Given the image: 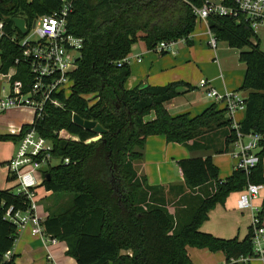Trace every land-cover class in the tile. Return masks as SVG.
<instances>
[{
  "label": "trees",
  "instance_id": "16d2710c",
  "mask_svg": "<svg viewBox=\"0 0 264 264\" xmlns=\"http://www.w3.org/2000/svg\"><path fill=\"white\" fill-rule=\"evenodd\" d=\"M205 0H73L67 27L82 38L80 56L70 72L72 80L67 97L60 95L62 108L44 106L43 119L22 125L19 134H0V141L17 142L32 127L53 147L60 161L43 170L41 186L51 194L50 200L70 196V204L59 211L47 209L45 230L66 244V255L77 264H193L186 247L223 251L224 264H248L238 259L253 256L252 229L246 236L219 238L199 230L208 211L248 183L264 184V148L259 161L247 174L234 169L219 179L211 153L227 152L242 134L264 132V51L255 31L242 17L214 15L207 18L208 29L217 41L241 50L238 59L245 65L240 90L244 98V117L237 121L226 114L221 102H212L200 113L171 115L165 103L180 95V89H193L187 82L173 81L164 85L137 84L126 88L130 67L117 62L129 55L131 46L142 41L152 49L159 42L177 40L195 28L192 6ZM226 6L233 0H221ZM60 0H0V19L4 35L0 38L1 71L14 65L21 52L11 36L23 34L15 28L13 17H22L27 26L40 15L51 13ZM254 40L256 42H254ZM14 79L21 91L30 84L26 63L19 62ZM92 95L86 99L85 96ZM154 113V118L145 117ZM96 121L105 131L95 136L72 122V114ZM64 129L58 137L55 131ZM224 137L222 146L211 144L205 155L178 160L183 177L173 212L162 186L149 185L139 175L136 163L143 159L145 138L163 135L167 142L189 144L203 149L201 142L212 134ZM188 145V144H187ZM69 162L64 163L63 159ZM7 181L13 178L7 175ZM212 190L195 194L199 187ZM13 187L0 189V264H16L14 255L4 258L18 236L16 225L4 218L6 210L26 209L29 200ZM173 186L168 191L172 192ZM259 225L264 226V197L257 210Z\"/></svg>",
  "mask_w": 264,
  "mask_h": 264
},
{
  "label": "built area",
  "instance_id": "2783aa9c",
  "mask_svg": "<svg viewBox=\"0 0 264 264\" xmlns=\"http://www.w3.org/2000/svg\"><path fill=\"white\" fill-rule=\"evenodd\" d=\"M72 2L73 0H60V6L56 10L38 16L30 26L25 22L26 32L21 33L23 34L21 38L10 37L11 41L18 44L21 54L14 59V65L9 66L6 71H1L0 55V77L8 84L6 89L2 88L0 94V112L10 108H29L33 113L30 123L33 126L43 119L45 105L62 108L60 95L67 97L70 93L72 80L69 74L76 66L83 41L81 37L69 32L67 27ZM192 12L196 19L195 23L197 20L207 22L209 16L230 15L242 17L256 31L264 23V0H233L230 6L224 5L221 0H205L200 6H192ZM3 35L4 22L0 19V38ZM178 40L184 38L161 41L152 49L159 54L174 53ZM216 43V37L209 31L208 46L214 50ZM21 61L26 63L30 75V84L25 91H21L20 80L14 79L17 74L16 65ZM125 61V58L121 59L117 65L120 66ZM198 88L207 98L223 103L227 116L232 118L237 129L235 116L237 112L245 110L244 98L233 90L219 92L208 81L199 82ZM55 134L58 137L66 135L64 129L55 131ZM263 148L264 132L242 134L237 129L233 150L230 152L234 159V168L248 174L258 163V153ZM52 150V144L32 127L17 141L14 154L5 163L7 175L13 178L14 192L24 194L29 204L23 210L14 211L9 207L4 218L16 225L18 234L27 230L31 236L39 237L47 245H54L59 241L45 230L44 221L47 216L42 208L39 209L38 201L43 178L41 169L53 165L54 160L60 161L59 157L53 155ZM63 162L68 163L69 159L64 158ZM43 192L47 193L45 189ZM263 194V183H248L239 196L238 206L241 210L253 212L250 222L253 253L254 257H260L264 261V226L259 225L257 217L259 208L253 203V200ZM10 256L11 250L6 251L4 258L9 259ZM250 257H240L238 260L247 263ZM48 264L63 263L52 260Z\"/></svg>",
  "mask_w": 264,
  "mask_h": 264
},
{
  "label": "crops",
  "instance_id": "0c3cea01",
  "mask_svg": "<svg viewBox=\"0 0 264 264\" xmlns=\"http://www.w3.org/2000/svg\"><path fill=\"white\" fill-rule=\"evenodd\" d=\"M259 30L262 36L264 34V23L260 25ZM255 33L260 44L258 31H255ZM208 37V24L201 21L198 24L195 23L194 30L187 36L188 42L186 39L176 42L174 53L159 54L154 52L153 49L146 48L142 41L134 43L131 46L129 55L125 57V62L130 67V75L125 82V87L132 88L137 84L164 85L173 81L187 82L193 89L181 88L180 95L165 103V107L171 115L184 112L195 115L200 113L210 103L215 102L207 98L203 91L198 88V84L201 81H208L219 92L233 90L245 98L248 90H240L245 65L238 63L234 69H223L220 64L213 62L211 58L212 52L207 44ZM220 47L227 49L224 44ZM216 48L212 49L215 55ZM2 88L5 87L3 86ZM21 109L23 108H10L0 113L20 116ZM24 109L26 111L23 116L14 121L11 120L7 125L0 127V134L17 135L22 125L32 122V111L29 108ZM243 117L244 111L236 113L235 118L237 121ZM153 118V112L145 117L146 120ZM206 137L205 142H201L203 149L200 148L201 145L199 148L193 149L189 147L192 142L187 143L188 145L167 142L163 135H148L145 138L143 159L136 163L139 167L137 170L138 174H143L149 185L162 186L166 196L178 198L183 184V177L177 165L178 160L193 155L211 153L212 149L206 150L205 147H209L211 144L222 146L224 143L222 135L215 136L212 133ZM16 146L17 142L10 140L0 141V189L10 187L7 185L10 183L6 179L7 170L5 163L14 154ZM232 150L233 145H230L227 152L211 153L212 161L219 171V179L227 178L235 169L234 159L230 155ZM12 184L14 185V183ZM170 185L174 187L172 192L168 191ZM208 190L211 191L212 186L196 188L194 193L203 196V193L208 192ZM241 192H231L224 203H217L210 209L199 230L219 238L229 239L236 237L239 240L243 239L250 228L253 212L239 208L238 200ZM49 193L47 191L46 194ZM263 197L264 194L253 200L257 208H259ZM168 209L170 212L174 210L169 207ZM66 249V244L63 241H58L54 245H47L39 237L31 236L25 230L18 234L11 249V255L15 256L14 261L16 264H48L52 260L63 264H77L72 257L66 255ZM186 251L193 264H224L225 262L223 251L211 252L205 248L190 246L186 247ZM247 263L264 264V261L260 257H250Z\"/></svg>",
  "mask_w": 264,
  "mask_h": 264
},
{
  "label": "rangeland",
  "instance_id": "374dc122",
  "mask_svg": "<svg viewBox=\"0 0 264 264\" xmlns=\"http://www.w3.org/2000/svg\"><path fill=\"white\" fill-rule=\"evenodd\" d=\"M199 21L197 20L196 21V24H198ZM260 26L256 29V32L258 31V35L260 37V49L262 51H264V34H262L261 36V33H260V30H259ZM255 41V40H254ZM224 44V46H226L227 49L224 48H221L220 46H222ZM247 47H244L242 49H237V48H230L227 46V44L225 42H220L218 41L217 43V48H216V55L214 54L213 50L210 48L209 50L212 52V61L215 62L216 64H220L221 68L223 69H227V68H231V69H234L236 68V64L238 63H242L239 61L238 59V53L241 51V50H246ZM7 85L4 81L3 78L0 77V94L2 93V87L4 86L5 88H7ZM92 95H87L85 96L86 99L90 98ZM22 111L19 113L20 116H18L17 114H6V113H0V127L2 126H5V124L7 125L9 123V121H14L18 118H20L21 116H23V113L25 114V111L26 109H21ZM26 116V115H24ZM54 164L58 163V160H54L53 161ZM136 168L138 170V166L136 165ZM46 168H42L41 171L45 170ZM10 184H7L9 185L10 187L13 186V182L12 181H9ZM12 184V186H11ZM40 189V190H39ZM39 191H40V199L38 200L39 201V209L41 210V208L43 209V212L46 214V216L48 215L47 213V207L48 208H52V210H56V211H59L60 209H63V208H66L69 204H70V196L69 195H63V196H59L57 197L56 199L53 198V199H49L51 197L50 194H45V192H43L44 188L41 186L39 187ZM13 190H15V187H13ZM167 199L169 201V208L172 209H175L176 207V204H175V201H177V198L174 196V198L172 197H169L167 196ZM173 207V208H172Z\"/></svg>",
  "mask_w": 264,
  "mask_h": 264
},
{
  "label": "water",
  "instance_id": "95a60500",
  "mask_svg": "<svg viewBox=\"0 0 264 264\" xmlns=\"http://www.w3.org/2000/svg\"><path fill=\"white\" fill-rule=\"evenodd\" d=\"M12 21L14 23V26L21 33L24 34L26 32L25 19L24 18L16 16V17H13ZM72 122L75 125L83 128V129L92 130L96 134L95 136L91 137L90 139H87L86 142L99 140L101 138V134L105 131V129L100 124H98L96 121L84 119L76 113H74L72 115Z\"/></svg>",
  "mask_w": 264,
  "mask_h": 264
}]
</instances>
